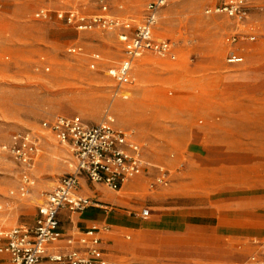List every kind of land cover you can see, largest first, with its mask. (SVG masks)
I'll return each mask as SVG.
<instances>
[{
  "label": "rangeland",
  "instance_id": "1",
  "mask_svg": "<svg viewBox=\"0 0 264 264\" xmlns=\"http://www.w3.org/2000/svg\"><path fill=\"white\" fill-rule=\"evenodd\" d=\"M75 1L78 6L89 2ZM222 1L172 0L166 5L155 33L175 43L177 58L148 53L137 60L124 98L116 94L111 73L124 56L119 31L79 32L55 13L49 20L35 16L42 6H65L58 0H0V143L21 129L43 133L34 168L36 185L27 197L10 194L20 184V165L9 157L0 161V227L32 223L47 193L75 168L70 149L44 132L42 123L65 115L94 124L110 113L115 126L134 131L153 166L139 177L137 187L119 193L131 196L124 207L101 203L130 211L137 219L143 218L136 211L144 207L152 211L144 220L145 228L120 231L132 234V239L114 240L125 252L118 260L159 264L163 259L181 261L205 253L228 257L231 264H255L249 260L250 251L237 248L240 239L226 253L185 245L181 235L155 239L156 263L145 261L128 246L145 233L162 238L151 227L163 207H207L231 195L264 194V2L250 1L258 39L244 45L243 64L229 65L226 37L236 24L225 15L206 13ZM128 2L124 13L140 14L147 4V0ZM72 47L82 51L70 53ZM239 113L249 117L248 129L232 127V116ZM201 141L211 149L206 158L195 160L192 148ZM231 148L245 149L234 150L235 163L248 166H225ZM157 167L170 170L171 181L151 190ZM64 224L71 227L69 221Z\"/></svg>",
  "mask_w": 264,
  "mask_h": 264
},
{
  "label": "built area",
  "instance_id": "2",
  "mask_svg": "<svg viewBox=\"0 0 264 264\" xmlns=\"http://www.w3.org/2000/svg\"><path fill=\"white\" fill-rule=\"evenodd\" d=\"M58 1L65 6L56 9L42 6L35 16L49 20L55 13L60 21L79 32L119 31L124 56L111 71L119 96L128 98L125 90L131 81L135 63L146 54L153 53L173 60L177 58L175 43L159 38L155 33L161 10L172 0H149L141 20L108 15V0H97L102 13H87L75 0ZM251 10L250 0H225L206 10L207 14L225 15L236 24V29L226 37L230 47L226 59L229 65L243 64L244 45L258 39V26L249 21ZM80 51L79 47L69 49L70 53ZM94 56L100 57L98 54ZM114 122L113 116L108 113L103 121L94 124L85 122L79 116L65 115L42 123L44 132L70 149L75 168L63 175L47 193L38 207L34 224L22 223L0 230V256L8 255L12 264H43L47 259L56 264H111L103 247V234L110 231V226L94 224L86 230L76 229L66 235L61 227L60 215L62 211L82 213L89 208H106L101 201L78 193L82 177L118 191L153 167L146 161L144 146L134 131L118 128ZM42 137L43 133L21 129L13 133L7 142L0 143V161L4 157L12 158L22 169L18 188L10 191L12 196L25 198L35 187L34 168L41 155ZM157 168L159 172L150 183L151 190L171 181L170 170ZM135 214L148 219L152 211L144 207ZM63 238L67 240L66 247L50 252V247ZM251 261L264 264V259L255 255L251 256Z\"/></svg>",
  "mask_w": 264,
  "mask_h": 264
},
{
  "label": "crops",
  "instance_id": "3",
  "mask_svg": "<svg viewBox=\"0 0 264 264\" xmlns=\"http://www.w3.org/2000/svg\"><path fill=\"white\" fill-rule=\"evenodd\" d=\"M110 4V10L108 15L120 17L123 19L141 20L145 16V10L147 4L144 7L142 13L125 12L126 5L129 0H108ZM225 0L221 3L222 4ZM251 1V0H250ZM264 2V0H261ZM80 7L87 13H102L101 7L97 0H93L86 4H80ZM253 13H251L250 22ZM259 31V26H258ZM235 123H234V122ZM258 119V123L260 122ZM233 128L238 129L241 125L242 129H248L250 126L249 117L243 113L235 114L232 116ZM259 127V126H258ZM50 135V134H49ZM52 136V135H50ZM54 138V137H53ZM216 144V143H214ZM213 146V145H212ZM211 148L207 146L203 141L198 142L194 149L192 148L195 160H202L201 158L207 157V150ZM229 150V149H228ZM234 150H245L239 148H231L232 153L227 155V162L225 166L227 168H233L234 166L246 165L247 163H235L236 155ZM244 157V156H242ZM242 159V158H241ZM74 171V170H73ZM143 175V174H142ZM140 175V176H142ZM126 183L120 190L115 191L104 184H95L90 182L86 177H82L81 186L78 189V193L83 196L97 199L101 202L111 203L114 205L122 206L128 203L131 196L119 194L122 190H130L137 187L139 183V177ZM107 187L110 190H107ZM126 187V188H125ZM112 190V191H111ZM117 192V193H114ZM229 198V199H228ZM234 199V200H233ZM45 200V199H44ZM219 201V202H218ZM39 207V206H38ZM106 208H89L82 213H71L69 211H62L60 215L61 227L65 231L66 235L74 232V230H86L94 224L108 225L110 231L103 234V247L106 251V256L111 264H126L118 258L125 256L122 246H116L117 237H123L125 240H131L132 234H121L123 229H132L135 231L145 228L144 220L137 219L130 215V211L125 209L106 205ZM165 210L160 215V219L153 220L152 229L159 230L163 235L162 238L156 235L143 234L138 243L128 245L131 250H137L138 255H142L145 261L150 263H156V256L154 254V248L156 245L155 239L175 238V235H181L185 239L183 243L185 245H199L204 248H212L217 252H223L232 247L234 240L240 239V244L237 248L242 251H250V256H257L259 259H264V194L255 191L252 194L235 196L231 195L225 199L217 200V203L212 206L205 207H184V206H167L163 207ZM38 209L34 216V224ZM152 216V215H151ZM65 221L71 223V227L67 228L64 224ZM9 228L1 226L0 230ZM160 238V239H159ZM67 245L66 238H63L56 244L50 247V252L63 249ZM203 248V249H204ZM218 254V253H217ZM255 264H259L254 262ZM0 264H12L8 255L0 256ZM43 264H56L50 260H45ZM159 264H231L228 257L212 256L211 254L200 253L197 257L188 260H169L164 259Z\"/></svg>",
  "mask_w": 264,
  "mask_h": 264
}]
</instances>
